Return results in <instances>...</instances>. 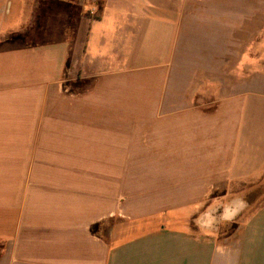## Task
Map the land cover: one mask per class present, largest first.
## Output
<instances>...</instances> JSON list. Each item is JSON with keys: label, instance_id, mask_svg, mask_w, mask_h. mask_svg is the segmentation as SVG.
Returning a JSON list of instances; mask_svg holds the SVG:
<instances>
[{"label": "crops", "instance_id": "1", "mask_svg": "<svg viewBox=\"0 0 264 264\" xmlns=\"http://www.w3.org/2000/svg\"><path fill=\"white\" fill-rule=\"evenodd\" d=\"M0 264H264V0H0Z\"/></svg>", "mask_w": 264, "mask_h": 264}, {"label": "rangeland", "instance_id": "2", "mask_svg": "<svg viewBox=\"0 0 264 264\" xmlns=\"http://www.w3.org/2000/svg\"><path fill=\"white\" fill-rule=\"evenodd\" d=\"M50 3H52V0H50ZM65 13V6H55L54 12L52 14H47L42 19L43 28L39 30V32H37L38 34L36 33V28L32 29L31 31L27 32V34L30 35V39H26L27 42H24L25 44H22L23 42H20L17 44H13L12 47H17L20 45H22L21 47H30L29 45L34 44V42L42 44L43 42H55L61 39L65 22ZM218 86L221 87L223 85Z\"/></svg>", "mask_w": 264, "mask_h": 264}, {"label": "trees", "instance_id": "3", "mask_svg": "<svg viewBox=\"0 0 264 264\" xmlns=\"http://www.w3.org/2000/svg\"><path fill=\"white\" fill-rule=\"evenodd\" d=\"M51 9H52V4H51ZM49 10H50V6L44 5L41 7L40 14L38 15V19H37L36 26H35L36 33L39 32V30H41L43 28L42 19H43V17H45V15L48 14ZM10 38L11 39L9 40V43L11 45L17 44L20 42H23L22 44H25L27 42L26 39H30V35H28L27 32L21 33V34L17 33V34L11 35ZM46 43H48V42H43L42 44H46ZM37 45H41V44H39L38 42H34V44L29 45V46H37ZM21 46L22 45L17 46V47L20 48Z\"/></svg>", "mask_w": 264, "mask_h": 264}]
</instances>
